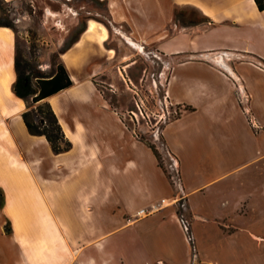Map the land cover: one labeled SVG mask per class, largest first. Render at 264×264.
I'll return each mask as SVG.
<instances>
[{"label": "crops", "instance_id": "crops-1", "mask_svg": "<svg viewBox=\"0 0 264 264\" xmlns=\"http://www.w3.org/2000/svg\"><path fill=\"white\" fill-rule=\"evenodd\" d=\"M50 1L48 19L73 4ZM98 1L103 19L89 12L58 55L72 85L45 99L71 143L58 153L24 124L15 34L0 26V264H264V10ZM141 49L162 60L154 79L176 107L161 132L179 190L105 95L132 88Z\"/></svg>", "mask_w": 264, "mask_h": 264}, {"label": "rangeland", "instance_id": "rangeland-1", "mask_svg": "<svg viewBox=\"0 0 264 264\" xmlns=\"http://www.w3.org/2000/svg\"><path fill=\"white\" fill-rule=\"evenodd\" d=\"M50 2L52 9H59L57 3ZM44 5L45 0H0V17L13 22L16 51L24 61L30 63L34 73L42 68L50 72L54 64L59 62L58 55L63 47L70 44L86 28L89 12H100L101 16L96 13L91 15L95 21L103 19L104 16V4L98 0H73L74 9L72 6L66 8L65 15L53 19L47 18ZM135 52L138 60L128 71L134 83L132 88L120 86L116 93L106 91L105 95L110 104L120 112L133 134L139 140L144 139L155 146L158 162L168 175L173 188L179 190L178 167L166 148L161 132L164 123L175 116L177 111L164 97L163 81L154 79L162 60L154 57L152 62L145 49ZM96 82L101 83L100 78ZM178 209L181 220L189 223L183 200L179 201Z\"/></svg>", "mask_w": 264, "mask_h": 264}, {"label": "trees", "instance_id": "trees-1", "mask_svg": "<svg viewBox=\"0 0 264 264\" xmlns=\"http://www.w3.org/2000/svg\"><path fill=\"white\" fill-rule=\"evenodd\" d=\"M253 1L258 10H264V0ZM0 26L9 27L13 31L15 30L13 22L8 18L0 17ZM70 44L65 45L62 51H65ZM14 70L16 79L12 84L13 93L26 102L29 100L26 109L21 113L28 132L33 135H43L49 142L52 150L56 153L68 150L71 147V143L66 138L51 106L45 101L48 96L72 85V80L64 65L58 62L54 64L50 72L37 70L34 73L31 70L30 63L24 61L16 51ZM186 109H190V107L186 106ZM141 140L153 150L157 159H159L155 146L144 139ZM158 164L162 167L160 162Z\"/></svg>", "mask_w": 264, "mask_h": 264}, {"label": "built area", "instance_id": "built-area-1", "mask_svg": "<svg viewBox=\"0 0 264 264\" xmlns=\"http://www.w3.org/2000/svg\"><path fill=\"white\" fill-rule=\"evenodd\" d=\"M154 208H155V206H151L149 209L141 208V209L138 210L137 215L138 216L146 215L147 213L152 211ZM182 223L184 225V228L186 230H188V223L184 219H182Z\"/></svg>", "mask_w": 264, "mask_h": 264}, {"label": "bare ground", "instance_id": "bare-ground-1", "mask_svg": "<svg viewBox=\"0 0 264 264\" xmlns=\"http://www.w3.org/2000/svg\"><path fill=\"white\" fill-rule=\"evenodd\" d=\"M94 27H95V25L93 24V22H91L90 25H89L88 30L92 31V30H94ZM135 45L138 46L139 48H141L139 45H137V44H135Z\"/></svg>", "mask_w": 264, "mask_h": 264}]
</instances>
